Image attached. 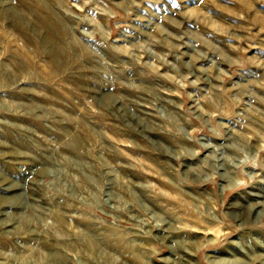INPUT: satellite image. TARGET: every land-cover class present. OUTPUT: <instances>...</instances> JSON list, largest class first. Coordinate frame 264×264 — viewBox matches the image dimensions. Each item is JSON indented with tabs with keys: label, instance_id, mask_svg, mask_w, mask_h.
<instances>
[{
	"label": "rangeland",
	"instance_id": "1",
	"mask_svg": "<svg viewBox=\"0 0 264 264\" xmlns=\"http://www.w3.org/2000/svg\"><path fill=\"white\" fill-rule=\"evenodd\" d=\"M0 264H264V0H0Z\"/></svg>",
	"mask_w": 264,
	"mask_h": 264
}]
</instances>
